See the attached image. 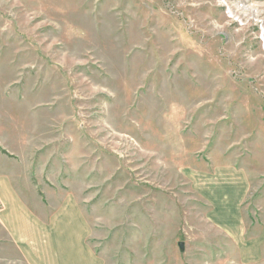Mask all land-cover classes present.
<instances>
[{
  "label": "rangeland",
  "instance_id": "rangeland-1",
  "mask_svg": "<svg viewBox=\"0 0 264 264\" xmlns=\"http://www.w3.org/2000/svg\"><path fill=\"white\" fill-rule=\"evenodd\" d=\"M224 167L264 180V0H0L1 213L71 197L98 264H240L199 190Z\"/></svg>",
  "mask_w": 264,
  "mask_h": 264
},
{
  "label": "crops",
  "instance_id": "crops-1",
  "mask_svg": "<svg viewBox=\"0 0 264 264\" xmlns=\"http://www.w3.org/2000/svg\"><path fill=\"white\" fill-rule=\"evenodd\" d=\"M212 173L213 182L205 181L199 188L209 206L211 224L236 248L240 264H264V200L254 202L253 214L249 202L264 186L262 176L233 167ZM9 194L10 199L2 195L1 202L6 205L0 223L26 264H98L87 242L90 227L75 199L63 197L47 214L33 211L35 206L23 194ZM31 198L37 205V198ZM250 213L254 217L260 213L257 222L251 220Z\"/></svg>",
  "mask_w": 264,
  "mask_h": 264
},
{
  "label": "bare ground",
  "instance_id": "bare-ground-1",
  "mask_svg": "<svg viewBox=\"0 0 264 264\" xmlns=\"http://www.w3.org/2000/svg\"><path fill=\"white\" fill-rule=\"evenodd\" d=\"M238 9L240 10L239 12H240V14L242 15V16H244L245 14H247V13H245L246 12V8L245 7H238L237 8V6H236V8H235V10H237L238 11ZM234 17L233 18H242V17H238V16H236L237 14H236V12H235V14H233V13H231Z\"/></svg>",
  "mask_w": 264,
  "mask_h": 264
},
{
  "label": "water",
  "instance_id": "water-1",
  "mask_svg": "<svg viewBox=\"0 0 264 264\" xmlns=\"http://www.w3.org/2000/svg\"><path fill=\"white\" fill-rule=\"evenodd\" d=\"M179 248H180L181 252H184V244H179Z\"/></svg>",
  "mask_w": 264,
  "mask_h": 264
},
{
  "label": "built area",
  "instance_id": "built-area-1",
  "mask_svg": "<svg viewBox=\"0 0 264 264\" xmlns=\"http://www.w3.org/2000/svg\"><path fill=\"white\" fill-rule=\"evenodd\" d=\"M238 7H240V6H237V8H238ZM229 8H230V7H229ZM229 8H228V10H230V13H233V14H234L235 10H234V12H233V9H229ZM231 15H232V14H231ZM233 17H234V16H233Z\"/></svg>",
  "mask_w": 264,
  "mask_h": 264
}]
</instances>
